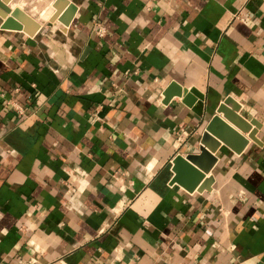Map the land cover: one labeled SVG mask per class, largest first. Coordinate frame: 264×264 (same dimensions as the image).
Instances as JSON below:
<instances>
[{
    "label": "crops",
    "instance_id": "obj_1",
    "mask_svg": "<svg viewBox=\"0 0 264 264\" xmlns=\"http://www.w3.org/2000/svg\"><path fill=\"white\" fill-rule=\"evenodd\" d=\"M57 1L0 0V264H264V0ZM215 115L248 143L171 183Z\"/></svg>",
    "mask_w": 264,
    "mask_h": 264
},
{
    "label": "water",
    "instance_id": "obj_2",
    "mask_svg": "<svg viewBox=\"0 0 264 264\" xmlns=\"http://www.w3.org/2000/svg\"><path fill=\"white\" fill-rule=\"evenodd\" d=\"M60 1L62 2V0H58L57 3H60ZM57 3H54V6L58 8L59 4ZM0 6H2L5 11L11 12L9 7H6L1 2ZM12 14L27 23V27H24L25 32L29 34L34 32L36 25L30 17L21 13L18 9H15ZM2 17H4V21L2 23L3 28L22 29L21 27L11 23V16L6 17L5 14H2ZM54 18L55 15L51 17V20H54ZM65 23H67V21H65ZM193 94H199L198 90L195 88L185 90L176 82L170 83L164 90L165 102H167L172 96L177 95L182 96L185 103L191 104L194 98ZM218 113H222L224 118L238 127L241 131L248 132V138L255 142H260L256 136L257 129H252L251 123L243 118L228 104L221 103L218 108ZM214 138L222 141L237 153H240L248 143L247 137H244L242 134L234 130L219 115H215L208 123L206 131L201 138L199 153L188 154L185 157L178 154L173 157L172 171L174 172V175L171 179V183L176 182L188 191H194L197 188V186L205 178V174L211 170L212 166L216 162V156L213 155V152L217 150L219 142L215 141Z\"/></svg>",
    "mask_w": 264,
    "mask_h": 264
},
{
    "label": "built area",
    "instance_id": "obj_3",
    "mask_svg": "<svg viewBox=\"0 0 264 264\" xmlns=\"http://www.w3.org/2000/svg\"><path fill=\"white\" fill-rule=\"evenodd\" d=\"M99 36H103L104 35V33H105V29H104V27H102V26H98V30H97V32H96ZM13 105H14V107H15V109L17 110V111H19V113H22V111H23V109L19 106V105H16V104H14L13 103Z\"/></svg>",
    "mask_w": 264,
    "mask_h": 264
},
{
    "label": "bare ground",
    "instance_id": "obj_4",
    "mask_svg": "<svg viewBox=\"0 0 264 264\" xmlns=\"http://www.w3.org/2000/svg\"><path fill=\"white\" fill-rule=\"evenodd\" d=\"M15 18H16V16H15ZM19 20V19H18Z\"/></svg>",
    "mask_w": 264,
    "mask_h": 264
}]
</instances>
